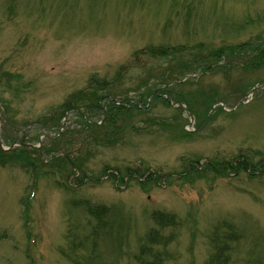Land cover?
<instances>
[{
    "label": "rangeland",
    "instance_id": "1",
    "mask_svg": "<svg viewBox=\"0 0 264 264\" xmlns=\"http://www.w3.org/2000/svg\"><path fill=\"white\" fill-rule=\"evenodd\" d=\"M251 41L257 54L237 53ZM13 77L23 81L16 100L2 89ZM262 80L264 0H0V133L9 108L10 131L33 154L31 168L0 163V264H134L150 215L180 221L169 264H204L216 227L241 236L233 264H264V93L229 112L237 88ZM111 84L115 100L145 106L168 89L181 105L161 100L138 115L132 105L89 127L82 120L99 119L106 97L80 115L74 98L93 107L89 95ZM60 124L73 134L51 138ZM117 132L124 143L112 146ZM141 175L182 179L149 188Z\"/></svg>",
    "mask_w": 264,
    "mask_h": 264
},
{
    "label": "trees",
    "instance_id": "2",
    "mask_svg": "<svg viewBox=\"0 0 264 264\" xmlns=\"http://www.w3.org/2000/svg\"><path fill=\"white\" fill-rule=\"evenodd\" d=\"M242 48V47H241ZM89 96H91L92 97V104H93V107L92 106H89V105H82V103L79 101V99L80 100H82V101H84V102H86L87 103V96H82V95H80V97L81 98H78V97H75V99H74V101H75V104H74V108H76L75 110H81V109H83V111H86L87 113H93V114H95L96 112V110L97 109H99V106L97 105V101L96 102H94V100L99 96V94H97V95H92V94H90ZM70 102V101H69ZM72 103H73V101H71ZM109 108L111 109V111L112 112H115V113H118V112H120V110H122L123 111V109L124 108H117V107H115V106H113L112 105V103H110V106H109ZM111 112V113H112ZM97 114V113H96ZM117 115V114H116ZM112 118L114 119V115H112ZM82 122H84V124L86 123L84 120H82ZM70 133H72V131H69ZM73 134V133H72ZM0 154H1V157H0V163L2 164V163H4V162H6V161H9V162H12V163H22V162H24L23 164H25L26 166H28L29 168H31V164H30V161H31V155H33V154H29V150H26L25 148L24 149H16V150H13L12 152H9V153H7V154H5V153H1L0 152ZM19 154V155H18ZM27 154H29V156L30 157H28V156H26ZM11 155H13V157L11 156ZM16 157H15V156ZM57 157H60L59 155H56V156H53V160H55V158H56V161H62V160H66L67 159V157L66 158H57ZM60 159H62V160H60ZM64 164H67L66 166L67 167H69V166H71V164H72V161L71 160H69L68 162H66V163H64ZM35 165H36V163H35ZM40 166V165H39ZM41 166L42 167H44V168H47L49 165H47V164H44V163H41ZM55 170V169H54ZM56 171V170H55ZM64 172V171H63ZM56 173L57 174H60L61 176H65V174H66V171L64 172V174L62 173V171L59 173V172H57L56 171ZM63 182V181H62ZM222 233H224V231H221ZM227 233H231V231L230 232H227ZM226 235H221L220 234V232L218 233V234H216L215 236H213L212 237V239H211V242H210V246L212 245L213 246V248H214V250H215V248L217 247V246H219L222 242H223V240H221V239H224V237H225ZM144 252H145V255H144ZM217 254L218 253H220V251H218V252H216ZM146 254H148V255H146ZM144 255V257H147V256H149L150 257V255H153V254H151V252L149 251V250H144L143 252H142V256ZM224 254H222L221 255V257L223 256ZM140 257V260L141 259H143L144 260V258L143 257ZM154 256V255H153ZM216 254H215V258H216ZM215 258H213V260L215 259ZM140 260H138V261H140ZM145 261H147V259L145 258ZM150 262H151V264H157V259L155 258V256L154 257H151V260H150Z\"/></svg>",
    "mask_w": 264,
    "mask_h": 264
},
{
    "label": "bare ground",
    "instance_id": "3",
    "mask_svg": "<svg viewBox=\"0 0 264 264\" xmlns=\"http://www.w3.org/2000/svg\"><path fill=\"white\" fill-rule=\"evenodd\" d=\"M96 119H98V117H97ZM100 127H102V125H100V126H96L95 129H99ZM181 179H182V177H181ZM193 181H194V180H192L191 182H190V181H185L184 183H188L187 185H191V184H193V183H192Z\"/></svg>",
    "mask_w": 264,
    "mask_h": 264
}]
</instances>
